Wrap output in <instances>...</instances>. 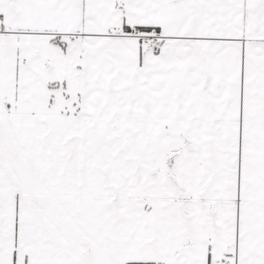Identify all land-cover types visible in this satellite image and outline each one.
<instances>
[{
  "label": "snow or ice",
  "instance_id": "6c2138e0",
  "mask_svg": "<svg viewBox=\"0 0 264 264\" xmlns=\"http://www.w3.org/2000/svg\"><path fill=\"white\" fill-rule=\"evenodd\" d=\"M0 264H264V0H0Z\"/></svg>",
  "mask_w": 264,
  "mask_h": 264
}]
</instances>
